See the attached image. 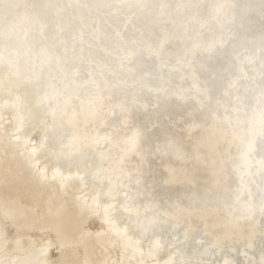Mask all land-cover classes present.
Masks as SVG:
<instances>
[{
    "label": "bare ground",
    "instance_id": "obj_1",
    "mask_svg": "<svg viewBox=\"0 0 264 264\" xmlns=\"http://www.w3.org/2000/svg\"><path fill=\"white\" fill-rule=\"evenodd\" d=\"M4 2L0 264H264V0Z\"/></svg>",
    "mask_w": 264,
    "mask_h": 264
},
{
    "label": "snow or ice",
    "instance_id": "obj_2",
    "mask_svg": "<svg viewBox=\"0 0 264 264\" xmlns=\"http://www.w3.org/2000/svg\"><path fill=\"white\" fill-rule=\"evenodd\" d=\"M21 6L18 4H11L0 0V9L3 10L4 18L6 21L10 20L13 17L14 12L18 14V10ZM35 151V149H33ZM55 178V177H54ZM24 264V262H22Z\"/></svg>",
    "mask_w": 264,
    "mask_h": 264
}]
</instances>
